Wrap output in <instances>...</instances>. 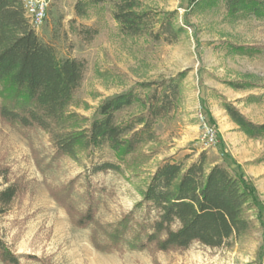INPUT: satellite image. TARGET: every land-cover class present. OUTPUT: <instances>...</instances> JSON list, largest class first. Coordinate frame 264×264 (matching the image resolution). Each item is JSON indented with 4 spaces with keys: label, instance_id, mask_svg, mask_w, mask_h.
<instances>
[{
    "label": "rangeland",
    "instance_id": "374dc122",
    "mask_svg": "<svg viewBox=\"0 0 264 264\" xmlns=\"http://www.w3.org/2000/svg\"><path fill=\"white\" fill-rule=\"evenodd\" d=\"M78 4L83 15H78ZM139 9L150 15L145 31L132 35L114 18L112 1L50 0L47 18L35 31L60 56L87 61L70 107L82 116V128L107 97L184 73L172 110L155 122L154 139L133 153L118 157L104 144L90 154L80 151L77 158L55 161L48 132L26 134L0 116V191L11 184L17 188L9 207L0 211V237L20 264H264V136L250 137L223 107V100L230 101L249 120L264 123V17L232 14L223 0H140ZM168 17L184 28L173 41L166 30L155 36ZM143 110L137 105L118 116L128 120ZM206 119L217 128L213 140ZM202 154L207 170L216 163L240 166L263 205L254 204L248 212L246 232L220 247L196 242L187 250L163 251L132 250L125 244L122 251L104 252L91 240L95 225H74L52 194L74 180L78 211L86 209V193L92 192L97 224L107 228L129 215L134 216L132 227L142 218L136 206L159 164L175 160L189 165ZM104 161L120 168L93 171ZM97 232L103 240V231ZM132 235L129 229L128 238ZM0 264L8 263L0 258Z\"/></svg>",
    "mask_w": 264,
    "mask_h": 264
},
{
    "label": "trees",
    "instance_id": "16d2710c",
    "mask_svg": "<svg viewBox=\"0 0 264 264\" xmlns=\"http://www.w3.org/2000/svg\"><path fill=\"white\" fill-rule=\"evenodd\" d=\"M93 3L112 1L113 16L123 32L137 35L145 31L150 12L140 10V0H90ZM232 14L264 17V0H223ZM78 15L85 13L78 4ZM172 18L162 19L155 36L168 31L173 41L183 31ZM86 31L91 32L90 28ZM243 50L244 46H235ZM87 61L62 57L56 48L44 43L26 16L23 0H0V116L24 133L44 130L51 137L54 156L77 158L80 151L90 154L104 144L116 156L133 153L141 144L155 137V122L166 116L178 100L184 73L161 81L142 82L127 91L113 94L102 101L88 126H80V117L70 110L77 90L82 86ZM238 87V86H237ZM151 91L144 97L142 91ZM142 105V113L121 120L118 113ZM223 107L231 119L250 137L264 136V123L249 120L230 101ZM207 113V112H206ZM88 121V118L86 119ZM215 134L212 120H205ZM49 162V166L53 162ZM108 161L94 164L93 171L119 169ZM204 154L189 165L165 160L159 164L146 185L137 210L141 220L131 227L129 215L112 226L96 223V197L86 193V209L78 211L73 204L74 180L61 190L53 191L79 228L91 224V240L104 252L122 251L125 244L132 250H187L193 243L220 247L246 232L251 221L248 212L254 204L262 209L259 193L240 166L216 163L207 170ZM17 194L11 184L0 191V211L9 207ZM104 233L102 240L97 232ZM129 229L133 235L128 238ZM0 258L8 264H20L18 258L0 237Z\"/></svg>",
    "mask_w": 264,
    "mask_h": 264
},
{
    "label": "built area",
    "instance_id": "2783aa9c",
    "mask_svg": "<svg viewBox=\"0 0 264 264\" xmlns=\"http://www.w3.org/2000/svg\"><path fill=\"white\" fill-rule=\"evenodd\" d=\"M26 16L34 29L40 28L48 15L50 0H23ZM206 123V122H205ZM209 137L211 140L215 137V131L211 127L209 129Z\"/></svg>",
    "mask_w": 264,
    "mask_h": 264
}]
</instances>
